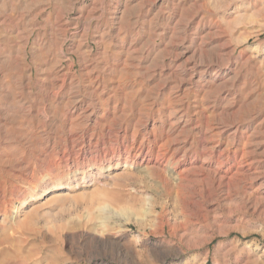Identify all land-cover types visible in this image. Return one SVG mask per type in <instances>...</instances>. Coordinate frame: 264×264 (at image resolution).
I'll return each mask as SVG.
<instances>
[{
	"label": "rangeland",
	"instance_id": "rangeland-1",
	"mask_svg": "<svg viewBox=\"0 0 264 264\" xmlns=\"http://www.w3.org/2000/svg\"><path fill=\"white\" fill-rule=\"evenodd\" d=\"M0 264H264V0H0Z\"/></svg>",
	"mask_w": 264,
	"mask_h": 264
},
{
	"label": "bare ground",
	"instance_id": "bare-ground-1",
	"mask_svg": "<svg viewBox=\"0 0 264 264\" xmlns=\"http://www.w3.org/2000/svg\"><path fill=\"white\" fill-rule=\"evenodd\" d=\"M122 163V161L121 160H119V159H114L112 162H109L108 163V167H118V166H120V164ZM123 163H125V162H123ZM106 167V166H105ZM186 174V173H185ZM184 174V175H185ZM186 176V175H185ZM166 178V177H165ZM183 180L185 179L186 180V177H183V174H182V177H181ZM189 179V178H188ZM187 181V180H186ZM181 183V182H180ZM183 184V183H182ZM183 186V185H182Z\"/></svg>",
	"mask_w": 264,
	"mask_h": 264
}]
</instances>
